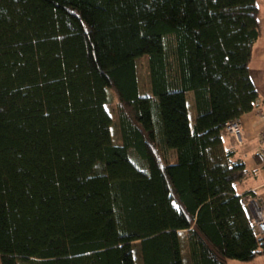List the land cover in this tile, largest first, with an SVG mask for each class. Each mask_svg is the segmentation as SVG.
Masks as SVG:
<instances>
[{
	"label": "trees",
	"instance_id": "trees-1",
	"mask_svg": "<svg viewBox=\"0 0 264 264\" xmlns=\"http://www.w3.org/2000/svg\"><path fill=\"white\" fill-rule=\"evenodd\" d=\"M256 1L0 0V264L264 256L222 142L259 100Z\"/></svg>",
	"mask_w": 264,
	"mask_h": 264
},
{
	"label": "crops",
	"instance_id": "crops-1",
	"mask_svg": "<svg viewBox=\"0 0 264 264\" xmlns=\"http://www.w3.org/2000/svg\"><path fill=\"white\" fill-rule=\"evenodd\" d=\"M252 79L254 82L253 77ZM239 124L241 130L240 145L227 133L224 132L222 136L224 149L234 150L235 159L242 162L246 169L245 178L235 186L234 191L238 197L253 193L257 198L255 207L260 208L264 213V138L259 140L264 135V99L260 98V95L256 108L243 115L239 119ZM252 208H244L247 215ZM185 264H188L186 259ZM257 264H264V262L261 261Z\"/></svg>",
	"mask_w": 264,
	"mask_h": 264
},
{
	"label": "rangeland",
	"instance_id": "rangeland-1",
	"mask_svg": "<svg viewBox=\"0 0 264 264\" xmlns=\"http://www.w3.org/2000/svg\"><path fill=\"white\" fill-rule=\"evenodd\" d=\"M256 5L259 9L258 22L260 26L261 35L258 38L257 42L254 44L252 49V59L249 65L251 76L254 78L255 87L258 91L260 98L264 99V0H257ZM137 75H138V83L141 92H148V74H147V63L145 59H140L137 62ZM186 102L188 107V119L189 124L192 127L194 121V109H193V98L191 94H187ZM115 105L116 102H112L108 106V111L110 112L113 122L115 123ZM228 134V133H227ZM232 138V135L228 134ZM112 136L115 143L119 142V136L117 132V128L114 124L112 127ZM173 158L171 159V161ZM264 256L256 258L254 261L250 263H241V262H232L233 264H257L258 262H264Z\"/></svg>",
	"mask_w": 264,
	"mask_h": 264
},
{
	"label": "built area",
	"instance_id": "built-area-1",
	"mask_svg": "<svg viewBox=\"0 0 264 264\" xmlns=\"http://www.w3.org/2000/svg\"><path fill=\"white\" fill-rule=\"evenodd\" d=\"M225 132L232 135L238 145L241 144V130L239 122H232L225 128ZM264 135L259 140L263 139ZM242 204L244 207H253L251 212L249 211L248 217L250 224L255 228L259 235H264V213L260 208L255 207L257 198L253 193H247L243 199Z\"/></svg>",
	"mask_w": 264,
	"mask_h": 264
}]
</instances>
